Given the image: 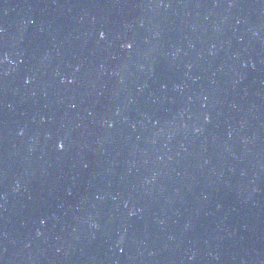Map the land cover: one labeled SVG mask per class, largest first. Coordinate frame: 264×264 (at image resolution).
<instances>
[{"label": "water", "instance_id": "water-1", "mask_svg": "<svg viewBox=\"0 0 264 264\" xmlns=\"http://www.w3.org/2000/svg\"><path fill=\"white\" fill-rule=\"evenodd\" d=\"M0 264H264V0H0Z\"/></svg>", "mask_w": 264, "mask_h": 264}, {"label": "snow or ice", "instance_id": "snow-or-ice-1", "mask_svg": "<svg viewBox=\"0 0 264 264\" xmlns=\"http://www.w3.org/2000/svg\"><path fill=\"white\" fill-rule=\"evenodd\" d=\"M104 35H105V34H104L103 32L100 33L101 38H104ZM127 47L131 48V47H132V44L129 43V44L127 45ZM63 147H64L63 144H61V145H60V148L62 149Z\"/></svg>", "mask_w": 264, "mask_h": 264}]
</instances>
